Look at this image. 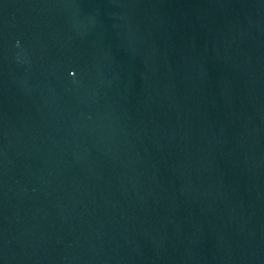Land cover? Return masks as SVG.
I'll use <instances>...</instances> for the list:
<instances>
[{
	"label": "water",
	"instance_id": "obj_1",
	"mask_svg": "<svg viewBox=\"0 0 264 264\" xmlns=\"http://www.w3.org/2000/svg\"><path fill=\"white\" fill-rule=\"evenodd\" d=\"M0 264H264V0H0Z\"/></svg>",
	"mask_w": 264,
	"mask_h": 264
}]
</instances>
